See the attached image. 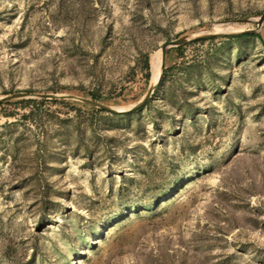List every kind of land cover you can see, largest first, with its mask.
<instances>
[{"label":"rangeland","instance_id":"374dc122","mask_svg":"<svg viewBox=\"0 0 264 264\" xmlns=\"http://www.w3.org/2000/svg\"><path fill=\"white\" fill-rule=\"evenodd\" d=\"M263 14L264 0H0V95L95 89L128 108L166 41ZM194 42L133 112L47 101L40 129L1 102L0 264H264V45Z\"/></svg>","mask_w":264,"mask_h":264},{"label":"water","instance_id":"95a60500","mask_svg":"<svg viewBox=\"0 0 264 264\" xmlns=\"http://www.w3.org/2000/svg\"><path fill=\"white\" fill-rule=\"evenodd\" d=\"M243 22L254 23L256 27L249 28V29H242L239 31H230V32H218V33L217 32H206V33L200 32L201 30H204L205 28L210 27L213 23H243ZM245 34H258L264 43V14L259 17L236 18L232 20L208 23L205 26L195 31L179 36L175 39L166 41L160 47L161 71L157 79V82L154 85H151L150 80H149V84L147 86L145 93L136 103L129 106L128 108H120L117 106L102 103L100 101H94L87 97H81V96L66 94V93H29V92L6 93V94L0 95V103L5 102V101H10V100H24V99L25 100H28V99H32V100H75V101H79L84 104H87L91 107L102 109L104 111H108L111 113L133 112V111L143 108L146 105V103L153 97V94L155 93V90L157 89L158 84L163 77V73L165 70L166 54L170 48L184 46L186 44H189L191 42L198 41V40H206V39L216 38V37H234V36H241ZM150 77H151V70H150Z\"/></svg>","mask_w":264,"mask_h":264},{"label":"trees","instance_id":"16d2710c","mask_svg":"<svg viewBox=\"0 0 264 264\" xmlns=\"http://www.w3.org/2000/svg\"><path fill=\"white\" fill-rule=\"evenodd\" d=\"M242 36H255V37H258L261 40V42L263 43L261 37L258 34H252V35L245 34V35H242ZM242 36H240V37H242ZM225 38H229V39L232 38L233 39V37H225ZM208 40H198V41H195L194 43H204L205 41H208ZM263 45H264V43H263ZM184 47L185 46H179V47L170 48L167 51V54L172 52V51L176 52L177 54H181ZM169 70H170V68H165L164 73H163V77H162L161 81L158 84V87H157L158 89L163 84V82L165 81V78L167 77V75L169 73ZM143 74H144V78H145V84H148L149 79H150V67H149V62H148V55H146L144 57V59H143ZM26 92L31 93L32 91L29 90V91H26ZM87 96H88L87 98H90V99H92L94 101H101V99L103 98V95L98 90H95V89L94 90L92 89V90L88 91ZM47 101H50V102H53V103L64 102V103L67 104V101H64V100H32V99L18 100L17 102L19 104H21L22 109L26 111L25 113H23L21 115V119L24 120V124H27L28 126L31 125V126H35V127L40 128V129H43L44 128L43 127L44 126V122H43V117H44L43 116L44 115L43 114V112H44L43 104L45 102H47ZM149 101L147 103H149ZM91 109L96 111V112H104V110L98 109V108H95V107H91ZM123 114H126V113H115V115H119V116L123 115ZM9 116H14V115L10 114Z\"/></svg>","mask_w":264,"mask_h":264},{"label":"bare ground","instance_id":"6f19581e","mask_svg":"<svg viewBox=\"0 0 264 264\" xmlns=\"http://www.w3.org/2000/svg\"><path fill=\"white\" fill-rule=\"evenodd\" d=\"M242 26V25H241ZM241 29L239 26L229 23H213L208 29L201 30L200 32H230V31H237ZM150 70H151V78L150 84L154 85L157 82V79L160 75L161 71V51L156 50L152 53L150 57Z\"/></svg>","mask_w":264,"mask_h":264}]
</instances>
